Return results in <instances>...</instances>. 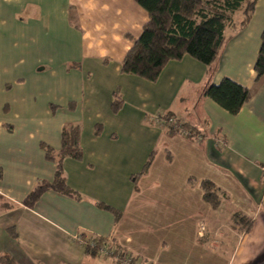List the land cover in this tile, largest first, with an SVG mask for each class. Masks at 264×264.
<instances>
[{
    "label": "crops",
    "instance_id": "obj_1",
    "mask_svg": "<svg viewBox=\"0 0 264 264\" xmlns=\"http://www.w3.org/2000/svg\"><path fill=\"white\" fill-rule=\"evenodd\" d=\"M146 20L134 0H0V264H119L90 254L92 237L136 264H264V81L254 82L264 0L210 78L254 88L236 114L199 98L206 66L189 55L154 81L121 72ZM168 111L204 135L160 125ZM74 123L82 157L62 160L74 195L48 189L25 205L56 170L40 144L59 150ZM203 180L223 193L216 209ZM235 212L252 220L248 231L233 225Z\"/></svg>",
    "mask_w": 264,
    "mask_h": 264
},
{
    "label": "trees",
    "instance_id": "obj_2",
    "mask_svg": "<svg viewBox=\"0 0 264 264\" xmlns=\"http://www.w3.org/2000/svg\"><path fill=\"white\" fill-rule=\"evenodd\" d=\"M147 13V20L142 25L141 32L132 38V44L121 60V72L154 81L164 65L170 60H179L189 55L206 66V84L201 89L199 98L208 97L215 101L231 114H236L241 106L254 92V88L243 86L230 78L223 77L214 84L210 78L215 70L221 50L235 32L247 23L252 13L255 0H134ZM255 84L264 81V27L260 35V45L254 62ZM122 104V99L116 89L113 93L111 108L115 112ZM161 120L166 127L179 131L173 122L189 132L197 135L201 132L196 126L180 122L171 112H161ZM99 126L95 132L99 133ZM80 125L77 123L64 125L60 135V148L54 150L45 143L40 146L45 157L54 160L56 170L50 182L40 181L23 200L27 206H32L40 194L48 189L72 196V191L66 184L62 169V160L65 157L80 159L82 149L79 143ZM150 158L143 167V172ZM140 172V173H141ZM139 173V174H140ZM202 198L208 202L212 209L218 208L223 193L208 180L201 182ZM118 217V216H117ZM231 221L238 232L249 230L252 220L238 212L231 216ZM96 245H108L112 254L128 257L132 264L137 258L125 251L114 241L107 238L92 237ZM89 241V242H90ZM87 251L90 254L98 253L96 247L87 242ZM143 264V263H142ZM146 264V263H145Z\"/></svg>",
    "mask_w": 264,
    "mask_h": 264
},
{
    "label": "built area",
    "instance_id": "obj_3",
    "mask_svg": "<svg viewBox=\"0 0 264 264\" xmlns=\"http://www.w3.org/2000/svg\"><path fill=\"white\" fill-rule=\"evenodd\" d=\"M160 116H161V112L156 115V119H157L158 123L160 125H162V126H166L164 120H161V117ZM170 122L171 123H174V127L177 130H179L180 132H183L186 135H189V132L187 130H184L183 128H181L180 127V124L173 122L172 118L168 119V123H170ZM262 175H263V178H264V166L262 167ZM76 238L80 241V237H76ZM97 238L98 237H96V239ZM107 240L110 242V239H107ZM88 243H89V245L91 247H96L98 253H100L102 255H106V256L107 255L108 256H112L115 259V261L117 263H119V264H132L131 261H130V258H128V257H121V256H119L117 254H112L110 248L107 247V246H109V243H108V245H105V244L96 245L95 244V241H90V242L88 241Z\"/></svg>",
    "mask_w": 264,
    "mask_h": 264
},
{
    "label": "rangeland",
    "instance_id": "obj_4",
    "mask_svg": "<svg viewBox=\"0 0 264 264\" xmlns=\"http://www.w3.org/2000/svg\"><path fill=\"white\" fill-rule=\"evenodd\" d=\"M182 121V120H181ZM183 122V121H182Z\"/></svg>",
    "mask_w": 264,
    "mask_h": 264
}]
</instances>
